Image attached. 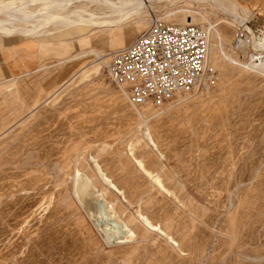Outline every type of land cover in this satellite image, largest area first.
<instances>
[{"label":"rangeland","instance_id":"374dc122","mask_svg":"<svg viewBox=\"0 0 264 264\" xmlns=\"http://www.w3.org/2000/svg\"><path fill=\"white\" fill-rule=\"evenodd\" d=\"M237 1L244 29L210 3L185 0L148 4L149 23L123 24L126 46L153 17L184 25L190 10L207 19L191 14L214 45L207 74L158 108L133 107L98 64L92 50H119L105 32L68 50L55 43L68 33L49 36L42 58L17 46L24 37L2 36L0 264H264V71L250 65L264 63V0ZM76 169L90 177L88 197L74 193Z\"/></svg>","mask_w":264,"mask_h":264},{"label":"bare ground","instance_id":"6f19581e","mask_svg":"<svg viewBox=\"0 0 264 264\" xmlns=\"http://www.w3.org/2000/svg\"><path fill=\"white\" fill-rule=\"evenodd\" d=\"M157 1L160 0H110V2L109 0H0V39L4 38L2 37L3 35L8 36V40L10 38L17 39L18 36H22L24 37V40L21 43L18 42L17 46L26 44L31 46L34 45L38 56L42 58L46 52L47 44L51 42V37L49 38V36H57L60 38L63 33H68L70 38L64 41L58 39V42H55L56 44L64 47L63 49L68 50L74 46L77 47L81 44L90 43L91 37L96 32H105L108 34V44L110 49H121L125 46L127 41L125 33L121 30L123 24L126 21H129L131 24L135 22L149 23L143 16V12L148 8V4H150V6H154ZM185 1L210 3L215 9H218L223 14L232 17L231 19H236L233 20V22H238L241 29L245 28L246 22L248 21L249 16L245 14L247 8L245 6H241L239 4L240 1L238 2L237 0ZM111 2L112 4H110ZM31 3H37V7L32 5L35 8H30ZM91 4L93 5L92 8H88ZM194 13H197L205 21L207 20L201 12L188 10L187 14L182 16L184 18L183 23H191V19L193 18V15L191 14ZM44 14H47V16ZM173 14L174 12L171 11L166 13L165 16L171 17ZM208 24L213 30L212 38H220V33L216 28V25H212L211 23ZM10 33L12 34L11 36H9ZM44 37L45 39H43ZM37 38L40 39L39 43H36ZM260 44L261 46H264L263 39L260 41ZM13 46L14 44L8 46V48H12ZM213 46L212 42L209 43L208 36V50L206 54V62L208 63L209 58H211L214 54ZM239 47L244 54L247 53L244 49H242V44L239 45ZM116 51L111 52L105 58V53L100 54L101 51L98 52L97 50H92L91 52L95 54V57H98V64L104 63L106 66L113 53ZM84 52L85 51L60 60L58 63H64L67 59H76ZM13 53H15V51ZM13 53H11V55ZM259 55V59L264 58V50L259 51ZM261 60L251 62L250 65L256 68L258 67L259 70L264 71V63ZM14 68L16 67L11 66V70ZM29 72L30 71L21 73L18 72V75H14L12 79H15L20 74L26 75ZM3 82L4 81H0V84ZM98 171H100V169ZM101 178L104 184L107 185L106 187L116 189L114 184L106 178V176L102 174ZM89 181L91 182L88 175L84 174L79 169H76L73 185L74 193L77 195L78 193L83 192L85 197L90 196L92 194V190L87 185ZM93 189H95L94 191L97 197H103L106 195L105 190L101 189L99 191L96 189L94 184ZM110 208L113 209L111 204ZM134 218H136L147 230L159 232L160 234L165 235L170 242L175 244L171 236H169V234L159 225L154 224L146 215L139 211H135Z\"/></svg>","mask_w":264,"mask_h":264},{"label":"built area","instance_id":"2783aa9c","mask_svg":"<svg viewBox=\"0 0 264 264\" xmlns=\"http://www.w3.org/2000/svg\"><path fill=\"white\" fill-rule=\"evenodd\" d=\"M207 50L208 33L204 27L153 17L131 43L113 53L106 71L133 107L158 108L174 95L200 86L208 72ZM208 78L211 82V76Z\"/></svg>","mask_w":264,"mask_h":264},{"label":"crops","instance_id":"0c3cea01","mask_svg":"<svg viewBox=\"0 0 264 264\" xmlns=\"http://www.w3.org/2000/svg\"><path fill=\"white\" fill-rule=\"evenodd\" d=\"M2 39H3V38H1L0 40L2 41ZM2 59H3V57H2ZM3 61H4V60H3ZM7 62L9 63V61H7ZM8 68H9V67H8ZM15 69H16V68H14L13 70H15Z\"/></svg>","mask_w":264,"mask_h":264}]
</instances>
